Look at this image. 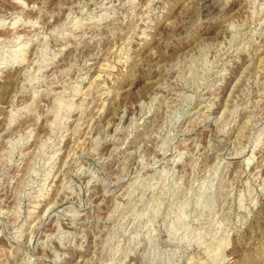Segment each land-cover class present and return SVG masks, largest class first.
Instances as JSON below:
<instances>
[{"label": "clouds", "instance_id": "1", "mask_svg": "<svg viewBox=\"0 0 264 264\" xmlns=\"http://www.w3.org/2000/svg\"><path fill=\"white\" fill-rule=\"evenodd\" d=\"M14 2L20 3L21 0ZM155 2L156 0H148L144 14L137 17L136 10L140 7L138 0H56L51 12L48 10L49 0H34L30 11L36 14L35 18L24 19L21 13L12 25L13 28L33 31V35L18 36L13 32L9 39H0V51L3 52L0 54V79L21 62L19 57L23 51L35 41L36 36L44 34L48 25L52 26L50 35L62 37L72 36L74 32L87 27L83 36H73L77 41V49L85 39L90 44L97 42L95 53L85 58L83 64L74 58L62 72L53 70L51 76H45L47 69L53 66V56L52 60L46 62L37 60L24 70V83L13 96V117L17 111L28 112L38 123L42 118L55 116L56 123L53 127L58 129L59 135L56 136V145H42L19 186H15L16 179L9 177L8 172L14 162L18 167L24 162L32 129L25 136L14 135L7 141L8 149L0 152V189L9 190L16 201L14 212L8 215H14V222L19 223V216L26 208L25 198H28V205L31 206L34 199L46 193L49 175L55 167L59 141L71 134L77 137L84 135V141L77 146L84 157L95 155L101 163L108 161L113 164V199L115 189H119L123 182H128L124 189L128 195L124 199L129 201V205L124 210L123 220L131 221L128 229L115 242L110 238L105 243L98 238L94 251L91 238L95 234L94 221L97 217L89 215L94 209L89 206L90 200H85L80 203V208L70 221H63L68 225V231L58 229L56 233H50L46 240L40 241L39 247L43 248L44 256H36L31 246L24 245V254L16 258L17 264H81L82 261L83 264H128V259L132 256L135 257L134 264H181L182 260L187 261L189 253L196 252L193 246L197 244L200 246L199 256L203 257V260L197 259V264H233L226 251L230 247L229 238L235 233L242 241L247 219L232 210L236 184L243 180V173L238 174L236 180L230 179L227 165L221 159L223 153L209 167V161L201 160L199 142L193 145L195 151L189 149L187 144L181 149V144L190 139L189 133L192 131L191 126H185V120L189 117L185 104H191L193 97H186L185 104L177 107L167 97L152 95L160 87L157 83L145 95L150 104L156 105L159 102L161 108H167L162 124H153L155 116L151 113L145 115L147 105L144 100L133 98L126 103L133 109L139 104V115L134 112L130 122L125 123L127 107L119 108L113 100L116 113L108 110L113 118L105 126L96 121L102 117L104 120L108 119L104 112L107 98L113 96V90L107 85H98L94 99L90 90L86 93L80 91L82 84L88 81L91 66L103 55L99 44L107 37L100 34L101 28L111 21V26L107 29L108 35L115 36L122 26L128 25V31L120 32V35H128L131 40L140 32V24H144L146 27L141 32V40H144L147 38V25L151 23L149 17L153 14L152 5ZM211 2L215 5L214 11L204 15L203 8L197 7L192 15L174 25L168 33L169 39H175L178 45L177 56L212 39L218 42L217 55L220 57L247 51L252 45L258 44L259 39H264V0H244L239 10L235 8L234 0ZM90 4H95L91 12L87 7ZM66 8L67 18L62 23H53ZM35 29L40 31L35 32ZM221 38L223 42L219 43ZM66 46L71 47L68 44ZM118 63L124 66L129 77L139 75L136 63L130 56L122 57ZM227 64L228 61L224 60L216 68V72L226 76L224 69ZM37 65L40 66L39 72H34ZM102 68L104 76L111 79L107 66ZM73 70L76 72L75 80L70 79V72ZM36 85L42 87L37 88ZM57 87L63 91H55ZM69 93H73V96L84 95V100L76 105L69 99ZM41 94L53 98L52 107L38 101ZM16 95H31V104L16 109ZM149 116L152 118L149 119ZM201 116L209 118L203 113ZM141 122L143 128L140 127ZM193 123L198 124L199 120ZM249 124L252 132L248 137L249 144L255 150L264 143V127H261L264 124V111L259 115L254 114ZM150 125L151 130L145 131ZM85 127L88 128L87 134L83 132ZM2 137L3 134L0 133V139ZM102 145H111L105 156L97 153ZM149 148L154 149V152L149 153ZM213 150L211 143L204 149L208 153ZM17 152L20 153L19 161L14 159ZM157 153L162 158L159 166ZM73 163L77 167L76 175L86 173L87 169L80 163V158L74 157ZM178 165H182V169H178ZM149 170L151 174H148ZM91 183L92 181L89 182V187ZM71 195L78 198V189L73 187ZM133 197H136L134 201ZM3 215L6 214L0 211V216ZM36 231L39 232V229ZM24 235L22 227L16 233L18 243L23 241ZM36 238L39 239V236Z\"/></svg>", "mask_w": 264, "mask_h": 264}, {"label": "rangeland", "instance_id": "2", "mask_svg": "<svg viewBox=\"0 0 264 264\" xmlns=\"http://www.w3.org/2000/svg\"><path fill=\"white\" fill-rule=\"evenodd\" d=\"M33 2L34 0H21L20 3L14 0H0V25H6L0 27V39H9L13 32L18 36L33 35V31L12 27L21 13L24 19L35 18L36 14L30 11ZM138 2L140 7L137 8L136 15L140 17L144 14L148 0ZM55 3L56 0H49L50 12ZM243 3L244 0H239L238 3L234 0L237 10ZM25 5L28 7L25 8ZM87 7L91 12L95 4ZM197 7L203 8L204 15L215 10L211 0H156L152 5L154 11L149 17L151 23L147 25V38L144 40H141V32L146 27L144 24H140V32L129 40L128 35H120V32L128 31V25L122 26L115 36H109L107 29L111 26V21L107 22L100 33L107 37L99 44V50L103 55L91 66L88 81L82 84L80 91L86 93L90 90L94 99L98 85H107L113 90V96L107 98L104 112L108 119L104 120L102 117L96 121L105 126L113 118L108 110L116 113L113 100L115 106L127 107L125 123L130 122L134 112L139 115L141 110L139 104L133 109L126 103L133 98L144 100V104L147 105L144 109L145 115L151 113L155 116L153 124H162L167 108H161L159 102L156 105L150 104L145 95L146 91L155 88L157 83L160 87L152 92V95L167 97V100L177 107L185 104L186 97H193L191 104H185L189 113L185 126H191L192 131L189 133L190 139L181 144V149L187 144L189 149L195 151L193 145L199 142L201 160L209 161V167L214 165L219 154L223 153L221 159L227 165L229 178L236 180L238 174L243 173V180L236 184L232 210L247 218L246 226L242 241L233 233L229 238L230 247L226 251L233 264H264V191H261V188H264V143L254 150L248 139L252 135L249 120L254 114L259 115L264 111V39L258 38L259 43L252 45L247 51L223 57L217 55L218 42L212 39L203 41L201 45L185 50L177 56L178 45L175 39H169L168 33L174 25L192 15ZM67 16L66 8L53 23H62ZM136 22L139 24V19ZM51 27L48 25L43 35L36 36L35 41L19 57L21 62L9 69L3 79H0V133L3 134L0 139V152L8 149L7 141L14 135L25 136L29 129H32L31 140L25 149L24 162L19 167L15 162L10 165L8 176L16 179L15 186H19L24 180L27 168L33 164L42 145L44 143H48L49 146L56 145V136L59 135L58 129L53 127L56 123L55 116L42 118L38 123L28 112L17 111L13 117V96L24 83V70L30 68L37 60L46 62L55 56L53 66L44 73L45 76H51L53 70L62 72L68 68L74 58L83 64L84 59L93 55L97 47V42L93 41L90 44L85 39L80 42L77 49V41L73 36H83L87 32V27L68 37L50 35ZM34 31L39 32L40 29ZM222 42L221 38L219 43ZM0 54L3 52L0 51ZM124 56H130L136 63L138 76L129 77L124 66L118 63ZM224 60L228 61L224 69L227 72L226 76L216 72V68ZM105 65L106 70L112 75L111 79L104 76L102 66ZM39 67L37 65L33 71L39 72ZM70 79H76L74 70L70 72ZM35 87L39 88L42 85ZM55 91L63 89L57 87ZM68 96L76 105H80L84 100V95L73 96V93H69ZM32 99L31 95H16V109L30 105ZM38 101L52 107L53 98L41 94ZM202 113L209 118H203ZM152 116L148 118L151 119ZM196 120H199L198 124L193 123ZM140 127L143 128V122L140 123ZM151 127L150 125L145 131L151 130ZM261 127H264V124ZM83 132L87 134L88 128H83ZM83 141L84 135L77 137L71 134L59 141L55 167L49 175L46 193L34 199L31 206L28 205V198H25L26 208L19 216V223L14 222L16 220L14 215H8L14 212L16 204L11 192L0 189V211L6 214L0 216V264H17L16 258L24 254V245L31 246L36 256H44L43 248L39 247L40 241L46 240L50 233L54 234L58 229L68 231V225L63 221H70L80 208V203L85 200H90L89 206L94 209L89 215L97 217L94 221L95 234L91 238L94 251L98 238L105 243L110 238L115 242V239L121 237L122 232L128 229L131 221L123 220L124 210L129 205V201L124 199V196L128 195L124 191L128 182H123L119 189H115L113 199L115 175L113 164L108 161L101 163L95 155L84 157L77 148ZM209 143L214 149L211 153L204 151ZM110 148L111 145H102L97 149V153L105 156ZM148 152L152 153L154 149L149 148ZM74 157L80 158V163L87 169L85 174H75L77 167L73 163ZM156 158L159 166L162 159L160 154L157 153ZM14 159L20 160L19 152ZM182 167L177 166L178 169ZM148 174H151L150 170ZM90 181L92 183L89 187ZM73 187L79 191L78 198L71 195ZM135 199L136 197H133V201ZM121 205L124 207H120ZM22 227L25 235L23 241L18 243L16 233ZM193 247L196 252L189 253L187 261L182 260L181 264H197L198 258L203 260V257L199 256L200 246L197 244ZM134 261V256L129 257L128 264H134Z\"/></svg>", "mask_w": 264, "mask_h": 264}]
</instances>
